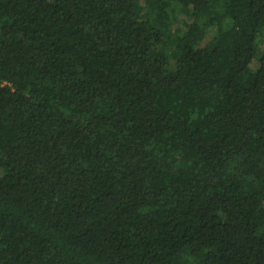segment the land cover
<instances>
[{
    "label": "trees",
    "instance_id": "obj_1",
    "mask_svg": "<svg viewBox=\"0 0 264 264\" xmlns=\"http://www.w3.org/2000/svg\"><path fill=\"white\" fill-rule=\"evenodd\" d=\"M143 2L0 0V264H264V0Z\"/></svg>",
    "mask_w": 264,
    "mask_h": 264
},
{
    "label": "rangeland",
    "instance_id": "obj_2",
    "mask_svg": "<svg viewBox=\"0 0 264 264\" xmlns=\"http://www.w3.org/2000/svg\"><path fill=\"white\" fill-rule=\"evenodd\" d=\"M139 1H141V4L143 3L144 4V0H139ZM142 4V5H143ZM178 7H179V5L177 6V8H176V10L178 9ZM143 13H144V11H143ZM171 19H172V22L174 23L173 24V26H172V28H175V27H177V26H179V25H181V21H183V20H187L188 18L186 17V15H185V11H180L179 9H178V11L176 12V13H173L172 12V14H171ZM178 21V22H177ZM260 38L261 37H258V40H257V43H258V53L260 52V48L262 47V42H264V35H263V40H260ZM167 54H168V57H169V59H170V61H172V62H175V59L173 58V56H172V47H171V45H169L168 47H167ZM257 58H258V54H256V56L252 59V61L250 62V68L252 69V70H255L257 67H258V65H259V62H258V60H257ZM2 175V171L0 170V176Z\"/></svg>",
    "mask_w": 264,
    "mask_h": 264
}]
</instances>
